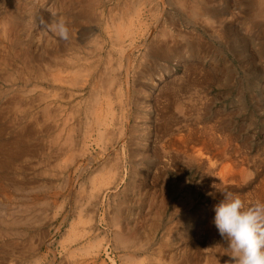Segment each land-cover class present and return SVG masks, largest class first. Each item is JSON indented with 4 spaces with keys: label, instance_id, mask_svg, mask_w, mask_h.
<instances>
[{
    "label": "rangeland",
    "instance_id": "374dc122",
    "mask_svg": "<svg viewBox=\"0 0 264 264\" xmlns=\"http://www.w3.org/2000/svg\"><path fill=\"white\" fill-rule=\"evenodd\" d=\"M153 1L0 0V162L7 161L3 169L0 168V264H232L227 244L213 223L214 205L223 198L221 192L238 194L246 204L264 202V0H195L200 6L198 8L193 0ZM207 9L213 12L208 13ZM192 10H196L193 16ZM101 12L104 16L102 20ZM80 14L88 17L79 18ZM90 17L96 20L88 19ZM41 19L65 21L69 39L61 40L54 31L43 29ZM142 28L146 29L140 34ZM112 29L119 33L112 32ZM138 35L143 37V41ZM161 49L164 53L158 56L156 51ZM124 51L135 56L131 57L130 74H125L127 67L124 63L127 62ZM68 56L76 61H70ZM98 59H101L100 62ZM107 59L110 60L107 62ZM139 59L140 63L136 61ZM110 62H113L111 66ZM82 70L87 72L81 74ZM56 71L62 72L57 74ZM77 72L80 76L84 74L81 79ZM100 72L103 73V80ZM51 76L61 78L56 81ZM91 79H101L98 97L93 96L95 94L91 91L94 86ZM86 80L92 83H86ZM117 80L124 81V84L121 86ZM84 83L89 84L88 87ZM77 84L84 85V88L80 89ZM109 88L113 99L111 106L106 104ZM176 93H179L178 96ZM71 100L75 103L79 101L78 106ZM61 107L62 111L59 110ZM52 109L55 111L51 112ZM57 111L59 115H56ZM213 114H216L215 117ZM102 120L104 124L98 126ZM156 120L160 122L157 121V124ZM183 127L188 129L182 130L185 129ZM176 130H182L183 136ZM194 131L204 134H195L194 137ZM57 132L61 134L57 136ZM172 132L178 137L174 142L171 141ZM212 132L216 135L213 136ZM110 133L115 137H111ZM18 137L24 144L16 142ZM189 139L193 140L192 143ZM196 139H200V143L194 142ZM18 145L23 147L20 154L17 153ZM190 146L199 149L192 150ZM200 149L206 155L203 156ZM190 152L201 153L205 157H202L204 164L190 161ZM212 160L215 167L223 162L215 171L217 175L223 173L221 175L224 176L226 173V181L222 177L217 184L214 183L208 169ZM226 163L228 167L231 164V170ZM223 168L226 169L223 171ZM227 171H230L229 175ZM210 192L214 196H209Z\"/></svg>",
    "mask_w": 264,
    "mask_h": 264
},
{
    "label": "bare ground",
    "instance_id": "6f19581e",
    "mask_svg": "<svg viewBox=\"0 0 264 264\" xmlns=\"http://www.w3.org/2000/svg\"><path fill=\"white\" fill-rule=\"evenodd\" d=\"M150 1H151V0H150ZM152 1H153V0H152ZM193 1H194V2H193L194 5L198 2V0H196L197 2H195V0H193ZM87 2H88V1H87ZM180 2L182 3V1H180ZM199 2H200V0H199ZM203 2H204V1H203ZM203 2H202V3H203ZM153 3H154V1H153ZM260 3H261V1H260ZM178 4H179V3H178ZM203 4H204V3H203ZM262 4H263V3H262ZM90 5H91V4H90ZM171 5H173V4H171ZM180 5H181V4H180ZM194 5H193V6H194ZM204 5H206V4H204ZM101 6H102V5H101ZM181 6H182V5H181ZM193 6H192V7H193ZM198 6H199V5H198ZM198 6H197V4H196V8H198ZM103 7H104V5H103ZM120 7H121V6H120ZM120 7H119V8H120ZM194 7H195V6H194ZM199 7H200V6H199ZM202 7H203V6H202ZM202 7H201V9H202ZM260 7H261V6H260ZM178 8H179V7H178ZM196 8H195V9H196ZM203 8L205 9V7H203ZM206 8H207V7H206ZM209 8H210V7H209ZM261 8H262V7H261ZM109 9H110V8H109ZM115 9H116V8H115ZM115 9H114V10H115ZM121 9H122V8H121ZM180 9H182V8L180 7ZM191 9H193V8H191ZM211 9H212V8H211ZM105 10H106V9H105ZM116 10H117V9H116ZM183 10H185V9H183ZM196 10H197V9H196ZM196 10H194V11H196ZM209 10H210V9H209ZM209 10L207 9L206 11H207L208 13L212 11V10H211V11H209ZM262 10H263V9H260V12H263ZM109 11H110V10H109ZM123 11H124V10H123ZM125 11H126V10H125ZM181 11H182V10H181ZM194 11L192 10V12H191V13H193L192 16L195 14ZM253 11H254V10H253ZM82 12H83V11H82ZM110 12H111V11H110ZM112 12H113V11H112ZM184 12H185V11H184ZM189 12H190V11H189ZM197 12H198V11H197ZM197 12H196V13H197ZM201 12H202V10H201ZM204 12H205V11H204ZM212 12H213V11H212ZM212 12H211V13H212ZM260 12H259V13H260ZM84 13H85V12H84ZM94 13H95V12H94ZM126 13H127V12H126ZM126 13H123V14H126ZM202 13H203V12H202ZM263 13H264V12H263ZM99 14H100V13H99ZM102 14H103V13L101 12V15H100V16H102ZM138 14H139V12H138ZM153 14H154V13H153ZM200 14H201V13H200ZM108 15H109V14H108ZM113 15H114V14H113ZM189 15H191V14L189 13ZM86 16L88 17V15H86V14H80L78 17L80 18V17H86ZM95 16H96V15H95ZM97 16H98V15H97ZM100 16H98V17H100ZM105 16H106V15H105ZM115 16H116V15H115ZM115 16H114V17H115ZM139 16H140V14H139ZM184 16H185V15H184ZM103 17H104V16L101 17V20H102ZM111 17H112V16H111ZM118 17H119V15H118ZM262 17H264V16L262 15ZM195 18H196V17H195ZM195 18H194V19H195ZM75 19H76V18H75ZM88 19H92V20H94L95 18L90 17V18H88ZM88 19H87V20H88ZM117 19H118V18H117ZM186 19H187V18H186ZM188 19H189V18H188ZM92 20H91V21H92ZM95 20H96V19H95ZM111 20H112V19H111ZM118 20H119V19H118ZM118 20H117V21H118ZM196 20H197V19H195V21H196ZM76 21H77V20H76ZM80 21H81V19H80ZM82 21H83V20H82ZM91 21H90V22H91ZM104 21H105V19H104ZM114 21H115V20H114ZM122 21H123V20H122ZM197 21H198V20H197ZM94 22H95V21H94ZM96 22H97V21H96ZM98 22H99V21H98ZM101 22H102V21H101ZM188 22H189V21H188ZM99 23H100V22H99ZM122 23H123V22H121V24H122ZM192 23H193V22H192ZM263 23H264V22H263ZM90 24H91V23H90ZM105 24H106V23H105ZM96 25H97V24H95V26H96ZM98 25H101V23L98 24ZM110 25H111V23H110ZM122 25H123V24H122ZM142 25H144V24H142ZM146 25H147V24H145V27H146ZM192 25H193V24H192ZM194 25H195V24H194ZM78 26H79V25H78ZM98 27H99V26H98ZM98 27H97V29H98ZM104 27H105V26H104ZM136 27H137V26H136ZM143 27H144V26H143ZM107 28H108V27H107ZM149 28H150V27H149ZM149 28H148V30H150ZM100 29H101V28H100ZM139 29H140V28H139ZM144 29H146V28H144ZM144 29L142 28V30H140V32H141L140 34H142V31H143ZM80 30H81V29H80ZM80 30H79V32L82 33V31H80ZM82 30H83V29H82ZM103 30H104V28H103ZM103 30H102V31H103ZM115 30H116V28H115ZM115 30H114V31H115ZM133 30H134V29H133ZM104 31H105V30H104ZM114 31H113V29H112V32H114ZM127 31H128V30H127ZM83 32H84V31H83ZM108 32H109V31H108ZM115 32H116V31H115ZM136 32H137V30H136ZM148 32H149V31H148ZM148 32H147V33H148ZM106 33H107V32H106ZM117 33H119V32H116V34H117ZM132 33H133V32H132ZM181 33H182V31H181ZM104 34H105V33H104ZM116 34H115V35H116ZM126 34H127V33H126ZM144 34L146 35V33H144ZM0 35H1V34H0ZM93 35H94V34H93ZM115 35H113V36H115ZM118 35H119V34H118ZM148 35H149V34H148ZM165 35H166V34H165ZM172 35H173V34H172ZM84 36H85V35H84ZM84 36H83V37H84ZM138 36H140V35H138ZM138 36H137V37H138ZM167 36H169V33H168ZM180 36H182V35H180ZM94 37H95V35H94ZM110 37H111V36H109V38H110ZM115 37H117V35H116ZM128 37H129V36H128ZM151 37H152V36H151ZM172 37H173V36H172ZM178 37H179V36H178ZM183 37H184V36H183ZM95 38H96V37H95ZM101 38H103V37H101ZM109 38H108V39H109ZM119 38H120V37H119ZM133 38H135V36H134ZM139 38H140L141 40L143 39V37L141 38V36H140ZM146 38H147V36L145 37V39H146ZM170 38H171V37H169V41H170ZM184 38H185V37H184ZM82 39H83V38H82ZM117 39H118V38H117ZM162 39H163V37H162ZM176 39H177V37H176ZM185 39H186V38H185ZM185 39H184V40H185ZM192 39H193V38H192ZM194 39H195V38H194ZM76 40H77V39H76ZM99 40H102V39H99ZM113 40L115 41V39H113ZM128 40H129V39H128ZM151 40H152V38H151ZM153 40H154V39H153ZM195 40H196V39H195ZM123 41H124V39H123ZM135 41H137V40H135ZM142 41H143V40H142ZM142 41H141V42H142ZM173 41H174V40H173ZM185 41H186V40H185ZM98 42H101V41H98ZM98 42H97V43H98ZM103 42H104V41H103ZM109 42H110V41H109ZM120 42H121V41H120ZM153 42H154V41H153ZM77 43H79V42H77ZM85 43H86V42H85ZM95 43H96V42H95ZM121 43H122V42H121ZM126 43H127V42H126ZM131 43H132V42H131ZM144 43H146V42H144ZM69 44H70V43H69ZM82 44H83V43H82ZM109 44H111V42H110ZM132 44H133V43H132ZM139 44H141V43H139ZM163 44H164V43H163ZM194 44H195V43H194ZM3 45H4V44H3ZM61 45H62V44H61ZM100 45H101V44H100ZM100 45H98V46H100ZM124 45H125V43H124ZM127 45H128V44H127ZM133 45H134V44H133ZM147 45H148V44H147ZM67 46H68V44H67ZM96 46H97V45H95V47H96ZM102 46H103V45H102ZM128 46H129V45H128ZM134 46H135V45H134ZM134 46H133V47H134ZM136 46H137V45H136ZM144 46H145V45H144ZM144 46H143V48H144ZM155 46H156V45H155ZM169 46H170V45H169ZM92 47H93V46H92ZM105 47H106V46H105ZM110 47H111V46H110ZM1 48H2V47H1ZM129 48H130V47H129ZM129 48H128V49H129ZM134 48H135V47H134ZM137 48H138V47H136L135 49H137ZM140 48H142V47H140ZM147 48H148V46H147ZM155 48H156V47H155ZM111 49H112V48H111ZM130 49H131V48H130ZM153 49H154V48H153ZM153 49H152V50H153ZM205 49H206V48H205ZM1 50H2V49H1ZM6 50H7V49H6ZM53 50H54V49H53ZM104 50H105V49H103V52H104ZM179 50H180V49H179ZM191 50H192V49H191ZM11 51H12V50H11ZM73 51H74V50H73ZM78 51H79V49H78ZM97 51H98V50H97ZM97 51H94V52L97 53ZM117 51H118V50H117ZM133 51H134V50H133ZM137 51H138V50H137ZM144 51H145V50H144ZM149 51H150V50H148V52H149ZM164 51H165V50H164ZM2 52H3V51H2ZM55 52H56V50H55ZM68 52H69V51H68ZM79 52H80V51H79ZM89 52H90V51H89ZM89 52H88V53H89ZM98 52H99V51H98ZM105 52H106V51H105ZM131 52H132V51H131ZM153 52H155V51H153ZM51 53H54V52L51 51ZM84 53H85V52H84ZM88 53H87V54H88ZM113 53H115V52H113ZM120 53H121V52H120ZM123 53H124L125 58H126V61H125V62H127V63H124V62H123L124 64H126L125 67H127V68H126V69H127V72H126L125 74H127V73H129L130 70L132 69V67H131L132 64H130V61H131V57L133 56V53H132V56H131V53H130V52L125 53V51H124ZM134 53H135V52H134ZM146 53H147V51H146ZM146 53L144 52V54H146ZM156 53L158 54V56H160V55H162L164 52H163L162 49H161V50H159V51H156ZM171 53H172V52H171ZM180 53H181V52H180ZM182 53H183V52H182ZM184 53H185V52H184ZM58 54H60V51H59ZM66 54H68V53H66ZM74 54L76 55V52H75ZM77 54L79 55V53H77ZM91 54H92V53H91ZM100 54H102V53H100ZM100 54H99V55H100ZM178 54H179V53H178ZM201 54H202V53H201ZM206 54H207V53H206ZM83 55H84V54H83ZM113 55H114V54H113ZM115 55H116V53H115ZM115 55H114V56H115ZM138 55H139V54H138ZM147 55H148V53H147ZM155 55H156V54H155ZM181 55H182V54H181ZM181 55H180V56H181ZM204 55H205V54H204ZM25 56H26V55H25ZM62 56H63V55H62ZM62 56H61V57H62ZM70 56H71V55H70ZM81 56H82V55H81ZM87 56H89V55H87ZM94 56H95V54H94ZM109 56H110V55H109ZM111 56H112V55H111ZM116 56H117V55H116ZM151 56H152V55H151ZM158 56H157V57H158ZM165 56H166V55H165ZM168 56H169V55H168ZM171 56H173V55H171ZM176 56L179 57V55H176ZM186 56H187V55H186ZM55 57H56V56L54 55V58H55ZM68 57H69V56H68ZM96 57H97V56H96ZM103 57H105V56H103ZM112 57H113V56H112ZM112 57H111V59H112ZM133 57H135V56H133ZM141 57H142V53H141ZM146 57H147V56H146ZM155 57H156V56H155ZM181 57H182V56H181ZM181 57H180V58H181ZM62 58H63V57H62ZM75 58H76V57H75ZM108 58H110V57H108ZM118 58H119V57H118ZM138 58H140V57H138ZM159 58H160V57H159ZM161 58H162V57H161ZM164 58H165V57H164ZM70 59H72V57H71V58L69 57V60H70ZM77 59H78V58H77ZM84 59L86 60L87 58H84ZM120 59L123 60L122 57H121ZM135 59H136V58H135ZM177 59H178V58H177ZM0 60H1V59H0ZM57 60H58V58H57ZM59 60H61V58H59ZM73 60H74V59H72V62H73ZM87 60H89V59H87ZM96 60H97V59H96ZM100 60H101V59H98L99 62H100ZM109 60H110V59H107V62H108ZM142 60H143V59H142ZM144 60H145V59H144ZM160 60H161V59H160ZM217 60H218V59H217ZM28 61H29V60H28ZM54 61H55V60H54ZM67 61H68V59H67ZM70 61H71V60H70ZM74 61H76V60H74ZM98 61H96V62H98ZM103 61H104V58H103ZM136 61L139 62L140 59H139V60H136ZM162 61H163V60H162ZM166 61H168V60H166ZM186 61H187V60H186ZM65 62H66V61H65ZM68 62H69V61H68ZM68 62H67V63H68ZM83 62H84V61H83ZM85 62H86V61H85ZM93 62H94V61H93ZM183 62H184V61H183ZM183 62H182V63H183ZM4 63H5V61H4ZM69 63H71V62H69ZM69 63H68V64H69ZM74 63H75V62H74ZM78 63H79V62H78ZM86 63H87V62H86ZM86 63H85V64H86ZM111 63H113V62H110V66H111ZM121 63H122V62H121ZM123 63H122V64H123ZM132 63H133V62H132ZM134 63H135V62H134ZM139 63H140V62H139ZM205 63H206V62H205ZM220 63H221V61H220ZM59 64H60V63H59ZM76 64H77V62H76ZM81 64H82V63H81ZM87 64H88V63H87ZM90 64H91V63H90ZM97 64H98V63H97ZM100 64H101V63H100ZM137 64H138V63H136V66H137ZM61 65H62V64H61ZM64 65H65V64H64ZM66 65H67V64H66ZM66 65H65V66H66ZM95 65H96V64H95ZM95 65H94V66H95ZM106 65H107V64H106ZM134 65H135V64H134ZM134 65H133V66H134ZM139 65H140V64H139ZM184 65H187V64H184ZM196 65H197V64H196ZM221 65H223V64H221ZM49 66H50V64H49ZM54 66H55V65H54ZM59 66H60V65H59ZM67 66H68V65H67ZM70 66H71V65H70ZM73 66H75V65H73ZM76 66H78V65H76ZM79 66H80V64H79ZM82 66H83V65H82ZM89 66H90V65H89ZM194 66H195V65H194ZM50 67H51V66H50ZM32 68H33V67H32ZM70 68H71V67H70ZM77 68H78V67H77ZM79 68H80V67H79ZM84 68H85V66H84ZM93 68H94V67H93ZM93 68H92V69H93ZM97 68H98V67H97ZM102 68H103V67H102ZM105 68H107V66H105ZM105 68H104V69H105ZM108 68H109V67H108ZM115 68H116V67H115ZM133 68H134V67H133ZM137 68H138V67H137ZM191 68H192V67H191ZM81 69H83V68L81 67ZM89 69H90V71H91V68H89ZM89 69H88V71H89ZM100 69H101V68H100ZM121 69H122V68H121ZM188 69H189V68H188ZM193 69H194V68H192V71H194ZM197 69H198V68H197ZM224 69H226V68L224 67ZM230 69H231V68H230ZM5 70H6V69H5ZM73 70L76 71L75 69H73ZM77 70L79 71V69H77ZM109 70H110V69H109ZM109 70H108V71H109ZM111 70H114V68H113V69L111 68ZM117 70H118V69H116V71H117ZM135 70H137V69L135 68ZM140 70H141V69H140ZM195 70H196V69H195ZM1 71H2V70H1ZM63 71H64V70H63ZM70 71H72V70H70ZM80 71H81V70H80ZM99 71H100V70L98 69V72H99ZM101 71H102V69H101ZM104 71H105V70H104ZM118 71H119V70H118ZM121 71H122V70H121ZM133 71H134V70H133ZM133 71H132V72H133ZM187 71H188V70H187ZM28 72H29V71H28ZM53 72H54V70H53ZM56 72H57V74H58V72H62V71H56ZM66 72H67V70H66ZM84 72H85V71L82 70L81 74L84 73ZM86 72H87V71H86ZM86 72H85V73H86ZM91 72H92V71H91ZM111 72H112V71H111ZM114 72H115V71H114ZM124 72H125V71H124ZM175 72H176V71H175ZM69 73H72V72H69ZM73 73L76 74V72H73ZM73 73H72V74H73ZM78 73H79V72H77V74H78ZM96 73H97V72H96ZM100 73H102V72H100ZM104 73H105V72H104ZM193 73H194V72H192V74H193ZM223 73H224V72H223ZM19 74H20V73H19ZM54 74H55V73H54ZM57 74H56V75H57ZM59 74H60V73H59ZM72 74H69V75L72 76ZM74 74H73V75H74ZM87 74H88V73H87ZM112 74H113V73H112ZM115 74H116V73H115ZM122 74H123V73H122ZM129 74H130V73H129ZM10 75H12V74H10ZM60 75H61V77H63V76H62V73H61ZM83 75H84V74H83ZM83 75H82V76H83ZM92 75H93V74H92ZM117 75H118V74H117ZM185 75H186V74H185ZM189 75H190V74H189ZM206 75H207V74H206ZM206 75H205V76H206ZM65 76H67V75H65ZM77 76H78V75H77ZM77 76H75V77H77ZM82 76H80V73H79V76H78V77H80V79L82 78ZM86 76H87V75H86ZM88 76H89V74H88ZM100 76H101V78H102L103 73H102V75H100ZM104 76H105V75H104ZM114 76H116V75H114ZM119 76H120V75H119ZM127 76H128V75H127ZM131 76H132V75H130V77H131ZM145 76H146V75H145ZM145 76H144V77H145ZM51 77H53V76H51ZM61 77H59V76H58V78H57V77H56V78L53 77V79L55 78V80L57 81V80H58L59 78H61ZM73 77H74V76H73ZM95 77H96V76H95ZM109 77L112 78V75H110ZM117 77H118V76H117ZM157 77H158V76H157ZM226 77H227V76H226ZM11 78H12V77H11ZM40 78H41V77H40ZM48 78H49V77H48ZM83 78H84V77H83ZM88 78H89V77H88ZM88 78H87V79H88ZM105 78H106V77H105ZM115 78H116V77H115ZM131 78H132V77H131ZM139 78H140V77H139ZM190 78H191V77H190ZM197 78L199 79V77H197ZM228 78H229V77H228ZM13 79H14V77H13ZM72 79H75V78H72ZM80 79H78L77 81H79ZM84 79H86V78H84ZM103 79H104V77L102 78V80H103ZM231 79H232V77H231ZM8 80H9V79H8ZM14 80H15V79H14ZM21 80H22V79H21ZM30 80H31V79H30ZM36 80H37V79H36ZM47 80H48V79H47ZM50 80H52V79H50ZM60 80H61V79H60ZM70 80H71V79H70ZM100 80H101V79H99L98 81H97V79H93V80L91 79V81L94 82V83L91 82L92 84H94V86L92 85L93 88H92L91 91L93 92V94H95V95H93V96H95V97H98L97 89H99V87H100V83H99ZM107 80H108V79H107ZM122 80H123V79H122ZM124 80H126V78H124ZM195 80H196V79H195ZM195 80H194V81H195ZM203 80H204V79H202V81H203ZM12 81H13V80H12ZM17 81H18V80H17ZM64 81H65V80H64ZM68 81H69V80H68ZM74 81H76V80H74ZM77 81H76V82H77ZM82 81H83V79H82ZM86 81H87L86 83H89L88 80H86ZM112 81H113V80H111V84H112ZM117 81H118V80H117ZM119 81H121V76H120V80H119ZM119 81H118V82H119ZM127 81H128V80H127ZM133 81H134V80H133ZM173 81H174V80H173ZM9 82H10V81H9ZM50 82H51V81H50ZM65 82H66V81H65ZM65 82H64V83H65ZM84 82H85V81H84ZM123 82H124V81H123ZM123 82H119V83L121 84V86L124 84ZM130 82H131V81H130ZM176 82H177V81H176ZM181 82H182V81H181ZM199 82H201V81H199ZM209 82H210V81H209ZM30 83H31V82H30ZM39 83H40V82H39ZM51 83L53 84V82H51ZM59 83H60V82H59ZM68 83H69V82H68ZM77 83H78V82H77ZM79 83H80V82H79ZM86 83H84L85 86L87 85ZM91 83H89V84H91ZM122 83H123V84H122ZM126 83H127V82H126ZM186 83H188V82H186ZM206 83H207V82H206ZM7 84H8V83H7ZM32 84H33V83H32ZM55 84H57V82H55ZM82 84H83V83H82ZM82 84L80 83V85H82ZM89 84H88V85H89ZM101 84H102V83H101ZM105 84H106V83H105ZM108 84H109V82L107 83V85H108ZM120 84H117V85H120ZM170 84L173 85L172 83H170ZM175 84H176V83H175ZM181 84H182V83H181ZM193 84H194V83H193ZM197 84L200 85V83H197ZM40 85H41V84H40ZM50 85H51V84H50ZM66 85H67V84H66ZM74 85H75V84H74ZM77 85H79V84H77ZM77 85H76V87H77ZM80 85H79V87H81ZM84 85L82 86L83 88H84ZM88 85H87V87H88ZM107 85H106V86H107ZM130 85H132V84L130 83ZM134 85H135V84H134ZM177 85H178V83H177ZM191 85H192V82L190 83V86H191ZM8 86H9V85H8ZM37 86H38V83H37ZM55 86H56V85H55ZM70 86H71V85H70ZM108 86H109V85H108ZM113 86H114V85H113ZM181 86H182V88H183V85H181ZM193 86H194V85H193ZM26 87H27V86H26ZM74 87H75V86H74ZM74 87H73V88H74ZM82 87H81L80 89H82ZM102 87H103V85H102ZM115 87H116V85H115ZM130 87H131V86H130ZM135 87H136V86H135ZM187 87H188V85H187ZM32 88H33V86H32ZM77 88H78V87H77ZM100 88H101V87H100ZM105 88H106V87H105ZM107 88H108V87H107ZM184 88H185V87H184ZM17 89H18V88H17ZM53 89H54V88H53ZM58 89H59V88H58ZM62 89H63V88H62ZM120 89H122V88L120 87ZM131 89H132V88H131ZM161 89H162V88H161ZM87 90H88V89H87ZM179 90H180V88H179ZM187 90H188V89H187ZM21 91H23V90H21ZM57 91H58V90H57ZM57 91H56V92H57ZM89 91H90V90H89ZM89 91H88V92H89ZM99 91H100V93H101V90H100V89H99ZM102 91H104V88H103ZM113 91H115V90H113ZM121 91H122V90H121ZM130 91H131V90H130ZM174 91H176V89H175ZM177 91H178V90H177ZM184 91L186 92V90H184ZM52 92H54V91H52ZM56 92H54V93H56ZM92 92H91V94H92ZM118 92H119V91H118ZM122 92L124 93V91H122ZM158 92H159V91H158ZM170 92H171V91H170ZM178 92H179V91H178ZM180 92H181V90H180ZM191 92H192V91H191ZM58 93L61 94V92H59V91H58ZM81 93H82V92H80V94H81ZM104 93H105V92H104ZM104 93H102V94H104ZM123 93H122V94H123ZM67 94H68V93H67ZM71 94H72V93H70V95H71ZM77 94H79V93H77ZM102 94H101V95H102ZM119 94H120V93H119ZM127 94H128V91H127ZM131 94H132V92H131ZM176 94H177V93H176ZM178 94H179V93H178ZM178 94H177V96H178ZM52 95H53V94H52ZM56 95H57V94H56ZM70 95H69V96H70ZM75 95H76V94H75ZM75 95H74V96H75ZM89 95H90V94H88V96H89ZM101 95H100V96H101ZM156 95H157V94H156ZM172 95H173V94H172ZM172 95H171V96H172ZM188 95H189V94H188ZM188 95H187V96H188ZM197 95H198V94H197ZM197 95H196V96H197ZM41 96H42V95H41ZM63 96H64V95H63ZM74 96H73V97H74ZM77 96H78V95H77ZM90 96L92 97V95H90ZM103 96H104V95H103ZM122 96H123V95H122ZM126 96H127V95H126ZM128 96H129V95H128ZM128 96H127V97H128ZM169 96H170V95H169ZM174 96H175V94H174ZM54 97H56V96H54ZM58 97L60 98V95H59ZM58 97H57V98H58ZM65 97H67V96H65ZM82 97H83V96H82ZM82 97H81V98H82ZM106 97H107V98H106V104H107L108 106H111V105L113 104V99H112V93H111V91H110V88H109V90L106 92ZM130 97H131V96H130ZM172 97H173V96H172ZM180 97H181V96L179 95V98H180ZM188 97H189V96H188ZM57 98H55V99L57 100ZM68 98H69V97H68ZM71 98H72V97H71ZM74 98H75V97H74ZM79 98H80V96H79ZM79 98H78V100H79ZM87 98H88V97H87ZM87 98H86V100H85L86 102H87ZM101 98H102V97H101ZM128 98H129V97H128ZM133 98H134V97H133ZM143 98H144V97H143ZM176 98H177V97H176ZM182 98H184V96H183ZM185 98H187V97H185ZM63 99H64V98H63ZM82 99L84 100V99H85V96H84V98H82ZM118 99H120V98H118ZM125 99H126V98H125ZM130 99H131V98H130ZM134 99H136V98H134ZM156 99H157V98H156ZM192 99L194 100V98H192ZM60 100H62V99H60ZM64 100H65V99H64ZM83 100H80V101L85 102V101H83ZM103 100H104V98H103ZM115 100H116V99H115ZM122 100H123V99H122ZM122 100H121V101H122ZM127 100H129V99H127ZM127 100H126V101H127ZM131 100H132V99H131ZM170 100H171V97H170ZM170 100H169V101H170ZM179 100H180V99H179ZM181 100H182V99H181ZM71 101H72V100H71ZM96 101H97V100H96ZM101 101H102V100H101ZM126 101H124V102L127 103ZM154 101H155V100H154ZM154 101H153V102H154ZM171 101H172V100H171ZM186 101H187V100H186ZM69 102H70V101H69ZM78 102H79V101H78ZM78 102H76V103H77V104H76L75 102L72 101V103H73V104L75 103L76 106H78ZM122 102H123V101H122ZM122 102H118V103H122ZM129 102H130V101H129ZM175 102H176V101H175ZM182 102H183V100H182ZM195 102H196V101H195ZM198 102H199V101H198ZM52 103H53V102H52ZM62 103H63V102H62ZM67 103H68V102H67ZM97 103H98V102H97ZM172 103H173V101H172ZM183 103H184V102H183ZM188 103H189V102H188ZM190 103H192V102H190ZM206 103H207V102H206ZM49 104H50V102H49ZM79 104H80V103H79ZM81 104H82V103H81ZM92 104H94V103H92ZM123 104H124V103H123ZM123 104H122V105H123ZM178 104H179V103H178ZM180 104H181V103H180ZM185 104H187V103H185ZM203 104H204V103H203ZM50 105H51V104H50ZM52 105H53V104H52ZM58 105H59V104H58ZM65 105H66V104H65ZM69 105H70V104H69ZM84 105H85V104H83V106H84ZM101 105H102V104H101ZM128 105H129V104H128ZM173 105L176 106L174 103H173ZM173 105H172V106H173ZM56 106H57V105H56ZM93 106L95 107V105H93ZM108 106H107V107H108ZM130 106H131V105H130ZM183 106H184V105H183ZM192 106H194V105H192ZM202 106H203V105H202ZM54 107H55V106H54ZM54 107H52V108H54ZM66 107H68V105H66ZM84 107H85V106H84ZM84 107H83V109H85ZM114 107H115V106H114ZM114 107H113V108H114ZM121 107H123V106H121ZM207 107H208V106H207ZM48 108H49V106H48ZM69 108H70V107H69ZM98 108H99V107H98ZM98 108H97V109H98ZM131 108H132V107H131ZM167 108H168V107H167ZM173 108H175V107H173ZM178 108H179V107H178ZM208 108H209V107H208ZM208 108L205 109V110H208ZM61 109H62V107H61L59 110H61ZM73 109H74V107H73ZM79 109H80V108H79ZM83 109H80V110H83ZM86 109H87V107H86ZM91 109H92V108H91ZM127 109H128V108H127ZM168 109H169V108H168ZM168 109H167V112H168V114H169V111H170V110L168 111ZM170 109H171V107H170ZM185 109H186V108H185ZM188 109H192V108H188ZM193 109H194V108H193ZM203 109H204V108H203ZM53 110H54V109H52L51 112H54V111H55V110H54V111H53ZM56 110H58V109H56ZM65 110H66V108H65ZM71 110H72V108H71ZM77 110H78V109H77ZM94 110H95V108H94ZM99 110H100V109H99ZM116 110H117V109H116ZM131 110H133V109H131ZM175 110H178V109H175ZM179 110H180V109H179ZM181 110H183V109H182V106H181ZM61 111H62V110H61ZM68 111H69V110H68ZM68 111H67V112H68ZM74 111H75V110H74ZM78 111H79V110H78ZM83 111H84V110H83ZM90 111H91V110H90ZM129 111H130V110H129ZM155 111H156V110H155ZM186 111H188V110H186ZM189 111H190V110H189ZM194 111H195V110H194ZM197 111H198V110H197ZM201 111H202V110H201ZM209 111H210V110H209ZM57 112H58V113H57L56 115H59V111H57ZM79 112H80V111H79ZM79 112H78V114H79ZM81 112H82V111H81ZM84 112L86 113V110H85ZM84 112H83V113H84ZM92 112H93V111H92ZM102 112H103V111H102ZM126 112H128V111L126 110ZM126 112H125V113H126ZM133 112H134V111H133ZM156 112H157V111H156ZM175 112H177V111H175ZM191 112H192V111H191ZM72 113H73V112H72ZM110 113H111V112H110ZM117 113H118V112H117ZM123 113H124V112H123ZM157 113H158V112H157ZM163 113L165 114L166 112H163ZM172 113H173V112H172ZM177 113H178V112H177ZM183 113H184V112H183ZM183 113H182V115H183ZM192 113H193V112H192ZM205 113H206V112H205ZM205 113H204V114H205ZM213 113H214V111H213ZM63 114H64V112H63ZM92 114L94 115V113H92ZM112 114H113V113H112ZM127 114H129V112H128ZM130 114H131V113H130ZM158 114H160V113H158ZM186 114H187V113H186ZM193 114H194V113H193ZM195 114H199V113H195ZM200 114H201V113H200ZM208 114H209V113H208ZM60 115H61V114H60ZM69 115L71 116V114H69ZM80 115H81V114H80ZM80 115H79V117H80ZM110 115H111V114H110ZM124 115H125V114H124ZM132 115H133V114H132ZM132 115H131V116H132ZM175 115H176V114H175ZM187 115H188V114H187ZM191 115H192V114H191ZM213 115H214V114H213ZM215 115H216V114H215ZM215 115H214V117H215ZM82 116H83V115H82ZM82 116H81V117H82ZM111 116H112V115H111ZM113 116H115V115L113 114ZM157 116H158V115H157ZM164 116H165V115H164ZM179 116H180V115H179ZM208 116H209V115H208ZM57 117H58V116H57ZM60 117H61V116H60ZM94 117H95V116H94ZM125 117H126V116H125ZM180 117H181V116H180ZM184 117H185V115H184ZM184 117L182 116V118H184ZM192 117H193V116H192ZM217 117H218V116H217ZM55 118H56V116H55ZM68 118H69V117H68ZM76 118H78V116H77ZM110 118H111V117H110ZM115 118H116V117H115ZM123 118H124V117H123ZM126 118H127V117H126ZM133 118H134V117H133ZM162 118L164 119V117H162ZM166 118H167V117H166ZM166 118H165V119H166ZM170 118H171V117H170ZM177 118H179V117H177ZM185 118H186V117H185ZM194 118H195V117H194ZM51 119H52V121H53V115L51 116ZM60 119H61V118H60ZM60 119H59V120H60ZM62 119H63V118H62ZM64 119H65V118H64ZM69 119H70V118H69ZM71 119H72V118H71ZM79 119L82 120V118H79ZM90 119H91V118H90ZM113 119H114V118H113ZM167 119H168V118H167ZM172 119H173V118H172ZM174 119H175V118H174ZM187 119H188V117L186 118V120H187ZM191 119H192V118H191ZM191 119H190V120H191ZM198 119H199V118H198ZM56 120H57V119H56ZM65 120H66V119H65ZM95 120H96V119H95ZM127 120H128V119H126V121H127ZM178 120H180V118H179ZM181 120H182V119H181ZM183 120H184V119H183ZM183 120H182L181 122H184ZM194 120H195V119H194ZM196 120H197V119H196ZM206 120H207V119H206ZM57 121H58V120H57ZM57 121H56V122H57ZM69 121H70V120H68V122H69ZM71 121H72V120H71ZM76 121H77V120H76ZM92 121H93V120H92ZM104 121H105V120H104ZM117 121H118V120H117ZM124 121H125V120H124ZM132 121H133V120H132ZM132 121H131V124H132ZM157 121H158V120H156L155 122H157ZM161 121L163 122V120H161ZM166 121H167V120H166ZM166 121H164V122H166ZM60 122H61V121H60ZM66 122H67V120H66ZM86 122H87V121H86ZM88 122H89V121H88ZM105 122H106V121H105ZM111 122H112V121H111ZM111 122H110V123H111ZM114 122H115V121H114ZM122 122H123V121H122ZM158 122H160V120H159ZM158 122H157V124H158ZM162 122H161V123H162ZM177 122H178V121H177ZM194 122H195V121H194ZM194 122H193V123H194ZM201 122H202V121H201ZM205 122H206V121H205ZM205 122L203 121L202 123H205ZM207 122H208V121H207ZM209 122H210V121H209ZM211 122H212V120H211ZM219 122H220V121H219ZM33 123H34V122H33ZM58 123H59V122H58ZM77 123H78V122H77ZM82 123H83V122H82ZM84 123H85V122H84ZM92 123H93V122H92ZM96 123H97V122H96ZM108 123H109V122H108ZM168 123H169V122H168ZM173 123H175V122H173ZM187 123H188V122H187ZM196 123H197V122H196ZM202 123H201V124H202ZM56 124H57V123H56ZM56 124H55V125H56ZM68 124H69V123H68ZM78 124L80 125V122H79ZM100 124H101V125L104 124L103 120H102V121H99L98 126H99ZM118 124H119V122H118ZM155 124H156V123H155ZM162 124H163V123H162ZM165 124H166V123H165ZM175 124H176V123H175ZM177 124H178V123H177ZM179 124H180V121H179ZM53 125H54V124H53ZM53 125H52V126H53ZM60 125H62V123H61ZM94 125H96V124H94ZM111 125H112V124H111ZM121 125H122V124H121ZM166 125H167V124H166ZM184 125H185V124H184ZM203 125H204V124H203ZM207 125H208V124H207ZM222 125H223V124H222ZM32 126H33V125H32ZM56 126H57V125H56ZM63 126H64V123H63ZM63 126H60V127H61L62 129H65L66 127L63 128ZM103 126H105V125H103ZM125 126H126V124H125ZM130 126H131V125H130ZM161 126H162V125H161ZM161 126H160V127H161ZM169 126H171V123L169 124ZM185 126H186V125H185ZM190 126H191V125H190ZM190 126H187V127H190ZM192 126H193V124H192ZM223 126H224V125H223ZM53 127H54V126H53ZM53 127H52V128H53ZM70 127H71V125H70ZM70 127H69V128H70ZM76 127H77V125H76ZM109 127H110V126H109ZM165 127H166V126H165ZM176 127H177V126H176ZM180 127H181V126H180ZM199 127H202V125H201V126L199 125ZM199 127L197 128L198 130H199ZM206 127H207V126H206ZM208 127H209V126H208ZM74 128H75V127H74ZM77 128H78V127H77ZM83 128H84V127H83ZM83 128H82V129H83ZM88 128H89V127H88ZM96 128H97V127H96ZM114 128H115V127H114ZM129 128H130V127H129ZM161 128H162V127H161ZM166 128L168 129V127H166ZM169 128H171V127H169ZM172 128H175V127H172ZM183 128H185V127H183ZM212 128H213V127H212ZM224 128H225V127H224ZM55 129H56V128H55ZM58 129H59V128H58ZM71 129H72V128H71ZM90 129H91V127H90ZM94 129H95V128H94ZM94 129H93V130H94ZM99 129H100V127H99ZM105 129H106V128H105ZM126 129H127V128H126ZM130 129H131V128H130ZM162 129H163V128H162ZM176 129H178V128H176ZM186 129H188V128H185V129H182V130H186ZM202 129H203V127H202ZM202 129H201V130H202ZM209 129L211 130V128H209ZM213 129L215 130V128H213ZM53 130H54V129H53ZM56 130H57V129H56ZM110 130H112V129H110ZM113 130H114V129H113ZM123 130H124V129H123ZM154 130H155V129H154ZM178 130H180V129H178ZM182 130H181L180 132L178 131L179 134L182 133ZM54 131H55V130H54ZM75 131H76V130H75ZM82 131H83V130H82ZM87 131H88V129H87ZM91 131H92V129H91ZM108 131H109V130H108ZM116 131H117V130H116ZM162 131H163V130H162ZM170 131H171V129H170ZM170 131H169V132H170ZM172 131H175V130H172ZM208 131H209V130H208ZM216 131H217V130H216ZM216 131H214V132H216ZM64 132L66 133V132H68V131L64 130ZM73 132H74V130H73ZM77 132H78V130H77ZM83 132H84V131H83ZM96 132H97V131H96ZM100 132H101V131H100ZM158 132H159V131H158ZM165 132H166V131H165ZM176 132H177V130H176ZM178 132H177V133H178ZM194 132H195V131H194ZM59 133L61 134V132H59ZM59 133L57 132V136L59 135ZM78 133H79V132H78ZM81 133H82V132H81ZM112 133H113V132H112ZM123 133H124V132H123ZM177 133H175V132H172V133H171V141H172V142H174L173 140H175L176 138H178V137L176 136ZM210 133H211V132H210ZM62 134H64V133H62ZM73 134H74V133H73ZM110 134H111V133H110ZM125 134H126V133H125ZM127 134H128V133H127ZM164 134H165V133H164ZM179 134H178V135H179ZM183 134H184V133H182V136H183ZM190 134H191V133H190ZM193 134H194V137H195V134H198V135L200 134V136H201L202 133H201V132H200V133L195 132V133H193ZM203 134H204V133H203ZM203 134H202V136H203ZM206 134H207V133H206ZM206 134H205V136H206ZM212 134H213V136H214L215 133L212 132ZM26 135H27V134H26ZM54 135H55V134H54ZM67 135H69V132L67 133ZM82 135H83V134H82ZM111 135H112V134H111ZM113 135H114V134H113ZM113 135H112L111 137H115V136H113ZM132 135H133V134H132ZM158 135H159V134H158ZM160 135H161V134H160ZM186 135H187V134H186ZM215 135H216V134H215ZM76 136H77V135H76ZM91 136H92V135H91ZM93 136H94V134H93ZM100 136H101V133H100ZM123 136H124V135H123ZM190 136H192V135H190ZM213 136H211V137H213ZM218 136H219V135H218ZM61 137H62V136H61ZM96 137H97V136H96ZM98 137H99V136H98ZM128 137H129V136H128ZM132 137H133V136H132ZM155 137H156V136H155ZM162 137H163V136H162ZM165 137H166V136H165ZM211 137H210V138H211ZM216 137H217V136H216ZM66 138H67V136H66ZM70 138H71V137H70ZM75 138H76V137H75ZM80 138H81V136H80ZM82 138H83V137H82ZM82 138H81V139H82ZM93 138H94V137H93ZM99 138H100V137H99ZM101 138H102V137H101ZM126 138H127V137H126ZM126 138H125V139H126ZM180 138H181V139H180ZM180 138H179L180 141L183 140L181 136H180ZM191 138H192V137H191ZM197 138H198V137H197ZM207 138H208V136H207ZM217 138H218V137H217ZM78 139H79V138H78ZM108 139L110 140V138H108ZM118 139H119V138H118ZM118 139H115V140H118ZM120 139H121V137H120ZM125 139H123V141H124ZM153 139H155V138H153ZM161 139H162V138H161ZM179 139H178V140H179ZM205 139H206V138H205ZM208 139H209V138H208ZM212 139H213V138H212ZM57 140H58V139H57ZM70 140H71V139H70ZM74 140H75V139H74ZM74 140H73V141H74ZM90 140H91V139H90ZM99 140H100V139H99ZM99 140H97V141H99ZM128 140H129V139H128ZM164 140H165V138L162 140V142H163ZM217 140H218V139H217ZM222 140H223V139H222ZM28 141H29V140H28ZM84 141H85V140H84ZM86 141H87V139H86ZM92 141H94V140H92ZM92 141H91V144H92ZM95 141H96V140H95ZM95 141H94V142H95ZM153 141H154V140H153ZM159 141H160V140H159ZM185 141H186V140H185ZM185 141H183V142H185ZM187 141H188V139H187ZM189 141H190V139H189ZM192 141H193V140H192ZM192 141H190V142L192 143ZM195 141L197 142L198 140L196 139V140H194V142H195ZM199 141H201V140L199 139ZM199 141H198V142H199ZM213 141H214V140H213ZM215 141H216V140H215ZM215 141H214V142H215ZM218 141H219V140H218ZM225 141H226V140H224V142H225ZM16 142H18V143L21 142V144H22V143L24 144V142H22V140H20L19 137L17 138ZM55 142H57V141H55ZM68 142H69V141H68ZM80 142L83 143V141H80ZM80 142H79V143H80ZM121 142H122V141H121ZM125 142H126V141H125ZM162 142H161V143H162ZM206 142H207V141H206ZM211 142H212V141H211ZM13 143H15V142H13ZM57 143H58V142H57ZM66 143H67V142H66ZM71 143H72V142H71ZM73 143H75V142H73ZM103 143H104V141H103ZM112 143H114V142H112ZM157 143H158V142H157ZM159 143H160V142H159ZM170 143H171V142H170ZM188 143H189V142H188ZM191 143H190V144H191ZM199 143H200V142H199ZM204 143H205V142H204ZM216 143H218V142H216ZM32 144H33V143H32ZM68 144H69V143H68ZM75 144H77V143H75ZM87 144H88V143H87ZM115 144H116V143H115ZM117 144H118V143H117ZM122 144H123V142H122ZM162 144H163V143H162ZM182 144H183V143H182ZM190 144H189V145H190ZM207 144H208V142H207ZM207 144H205L204 146H203L202 144H201V145H202V147H205ZM214 144H215V143H214ZM70 145L72 146V144H70ZM108 145H109V144H108ZM119 145H120V144H119ZM167 145H168V144H167ZM169 145H170V144H169ZM179 145H181V144L179 143ZM183 145H184V144H183ZM183 145H182V146H183ZM208 145H209V144H208ZM208 145H207V147H208ZM217 145H218V144H217ZM18 146H19V145H18ZM84 146H85V145H84ZM84 146H83V147H84ZM102 146H103V145H102ZM115 146H116V145H115ZM117 146H118V145H117ZM165 146H166V145H165ZM172 146H173V145H172ZM175 146H177V145H175ZM185 146H186V143H185ZM191 146H192V144H191ZM191 146H190V148L192 149ZM195 146H197V145H195ZM198 146H199V145H198ZM210 146H212V145H210ZM9 147H12V146H9ZM74 147H75V146H74ZM76 147H77V145H76ZM85 147H86V146H85ZM108 147H109V146H108ZM108 147H107V148H108ZM113 147H114V146H113ZM153 147H154V146H153ZM158 147H159V146H158ZM168 147H169V146H168ZM186 147H189V146H186ZM215 147H216V146H215ZM25 148H26V147H25ZM72 148H73V147H72ZM79 148H80V147H79ZM111 148H112V147H111ZM115 148H116V147H115ZM126 148H127V147H126ZM159 148H160V147H159ZM159 148H158V150H159ZM162 148H163V147H162ZM174 148H175V147H174ZM179 148H180V147H179ZM195 148L197 149V147H195ZM195 148H193L192 150H194ZM211 148H212V147H211ZM220 148H221V147H220ZM22 149H23V147L19 146L18 149H17V153L19 152L18 154H20V152L23 151ZM70 149H71V148H70ZM75 149H76V148H75ZM88 149H89V148H88ZM112 149H113V148H112ZM112 149H111V150H112ZM127 149H128V148H127ZM180 149H181V148H180ZM186 149H187V148H186ZM188 149H189V148H188ZM198 149H199V148H198ZM198 149H197V150H198ZM202 149H203V148H202ZM202 149H200V150H202ZM204 149H205V148H204ZM227 149H228V148H227ZM25 150H26V149H25ZM71 150H72V149H71ZM103 150H104V149H103ZM125 150H126V149H125ZM155 150H156V149H155ZM163 150H165V147H164ZM168 150H169V149H168ZM168 150H167V152H170V151H168ZM171 150H173V149L171 148ZM175 150H176V149H175ZM207 150H208V149H207ZM216 150H217V149H216ZM218 150H219V149H218ZM218 150H217V151H218ZM74 151H75V150H74ZM126 151H127V150H126ZM153 151H154V150H153ZM161 151H162V150H161ZM176 151H178V150H176ZM186 151H187V150H186ZM205 151H206V149H205ZM208 151H209V150H208ZM208 151H207V152H208ZM212 151H213V150H212ZM214 151H215V149H214ZM214 151H213V152H214ZM6 152H7V151H6ZM12 152H13V151H12ZM75 152L77 153V151H75ZM102 152H103V151H102ZM106 152H107V151H106ZM114 152H115V151H114ZM167 152H165V153H167ZM182 152H183V151H182ZM182 152H180V153H182ZM192 152H193V151H192ZM197 152H198V151H197ZM209 152H210V151H209ZM213 152H211V153L215 155L216 152H214V153H213ZM13 153H14V152H13ZM15 153H16V152H15ZM15 153H14V154H15ZM70 153H71V152H70ZM112 153H113V152H112ZM112 153H111V154H112ZM122 153H123V149H122L121 154H122ZM160 153H161V152H160ZM163 153H164V151H163ZM171 153H172V152H171ZM187 153H189V152H187ZM190 153H191V152H190ZM202 153H203V156H204V154L206 155V152L204 153L203 150H202ZM211 153H209V154L212 155ZM217 153H219V152H217ZM10 154H11V152H10ZM14 154H13V155H14ZM71 154H72V153H71ZM82 154H83V153H82ZM116 154H117V153H116ZM154 154H155V153H154ZM172 154H173V153H172ZM183 154H184V153H183ZM195 154H196V153H194V154L191 153V155H188V154H187V155L189 156L190 161H192V162H195V161H201V164H202V163L204 164V161H203L202 159L205 158V157L201 156V155H200L201 153H197L196 155H195ZM222 154H223V153H222ZM225 154H227V152H226ZM236 154H237V153H236ZM67 155H68V154H67ZM75 155H76V154H75ZM86 155H87V153H86ZM99 155H100V154H99ZM99 155H98V156H99ZM103 155H104V154H103ZM103 155H102V156H103ZM109 155H110V154H109ZM126 155H127V153H126ZM158 155H159V151H158ZM163 155H164V154H163ZM165 155H166V154H165ZM170 155H171V154H170ZM174 155H175V154H174ZM176 155H177V154H176ZM187 155H186V156H187ZM214 155H213V156H214ZM219 155H220V153H219ZM232 155H234V154H232ZM84 156H85V155H83V157H84ZM104 156H105V155H104ZM117 156H120V154H118ZM117 156H116V157H117ZM121 156H122V155H121ZM128 156H129V155H128ZM161 156H162V155H161ZM167 156H169V155L167 154ZM182 156H183V155H182ZM182 156H181V157H182ZM188 156H187V158H188ZM207 156H208V154H207ZM217 156H218V155H216V156H214V157H217ZM91 157H92V155H91ZM91 157H89V158H91ZM125 157H126V156H125ZM164 157H165V156H164ZM202 157H203V158H202ZM210 157H211V156H210ZM238 157H240V155H239ZM238 157H237V158H238ZM242 157H243V156H242ZM89 158H88V159H89ZM97 158H98V157H97ZM99 158H100V157H99ZM123 158H124V157H123ZM162 158H163V157H162ZM165 158H166V157H165ZM184 158H185V157H183L182 159H184ZM244 158H245V157H244ZM119 159H120V158H119ZM168 159H169V158L166 159V162H167ZM170 159H171V156H170ZM208 159H209V156H208ZM213 159L216 160V158H213ZM224 159H225V158H223L222 161H224ZM235 159H236V158H235ZM8 160H10V158H8ZM91 160H92V159H91ZM91 160H90V161H91ZM93 160H94V159H93ZM95 160H96V157H95ZM111 160H112V158H111ZM114 160H115V159H114ZM114 160H113V161H114ZM120 160H121V159H120ZM122 160H123V159H122ZM122 160H121V161H122ZM160 160H161V159H160ZM162 160H163V159H162ZM174 160H175V159H174ZM210 160H211V159H210ZM210 160H208V163H209ZM226 160H227V159H226ZM230 160H231V159H230ZM233 160H234V159H233ZM238 160H239V158H238ZM83 161H84V160H83ZM115 161H116V160H115ZM115 161H114V162H115ZM164 161H165V160H164ZM187 161L189 162L188 159H187ZM202 161H203V162H202ZM222 161H221V162H222ZM234 161H235V160H234ZM234 161L231 160V162H234ZM6 162H7V161H6ZM6 162H0V168L4 167V166L7 164ZM101 162H102V161H101ZM141 162H142V161H141ZM181 162H182V161H181ZM183 162H184V161H183ZM206 162H207V161H206ZM213 162H214V161L212 160V162H211L212 164H211V163H210L211 165L209 164L208 169H209V173L212 175V178H213L214 183L217 184V182L219 181V179L221 180L222 177L224 178V177L226 176V173H225L224 176L221 175V174H223V173L217 175V173H216L217 171H215V169H216V168L218 169V165H219V164H222L223 162L221 163V162L219 161V162H220V163L218 162L219 164L216 163V164H217L216 167L214 166L215 163H213ZM224 162H225V161H224ZM239 162H241V161H239ZM239 162H238V163H239ZM80 163H81V162H80ZM93 163H94V162H93ZM95 163H96V161H95ZM105 163H106V162H105ZM110 163H111V161H110ZM118 163H119V162H118ZM125 163H126V162H125ZM125 163H124V164H125ZM127 163H128V162H127ZM170 163H171V161H170ZM227 163H228V161H227ZM227 163H226V167H228ZM244 163H245V162H244ZM114 164H115V163H114ZM119 164H120V163H119ZM157 164H159V163L157 162ZM171 164H172V163H171ZM228 164H229V163H228ZM239 164H240V163H239ZM241 164H242V163H241ZM79 165L81 166V164H79ZM87 165L89 166V164H87ZM103 165H104V164H103ZM109 165H110V164H108V166H109ZM112 165H113V164H112ZM125 165H127V164H125ZM161 165H162V164H161ZM163 165H165V164L163 163ZM181 165H182V164H181ZM181 165H180V166H181ZM184 165H185V164H184ZM187 165H188V164H187ZM194 165H195V164H194ZM234 165H235V164H234ZM94 166H96V165H94ZM97 166H98V165H97ZM99 166H100V165H99ZM105 166H106V165H105ZM165 166H166V165H165ZM168 166H169V165H168ZM168 166H167V168H168ZM175 166H176V165H175ZM177 166H178V165H177ZM195 166H197V165H195ZM230 166H231V164H230ZM230 166H229V167H230ZM232 166H233V165H232ZM243 166H245V165H243ZM243 166H242V168H245V167H243ZM169 167H170V166H169ZM171 167H172V166H171ZM171 167H170V168H171ZM190 167H191V166H190ZM192 167H193V165H192ZM197 167H198V166H197ZM204 167H206V166H204ZM229 167H228V169L231 170V167H230V168H229ZM98 168H99V167H98ZM101 168H102V166H101ZM161 168H162V167H161ZM170 168H168V169H170ZM176 168H177V167H176ZM220 168H221V165H220ZM2 169H3V168H2ZM78 169H79V168H78ZM81 169H82V168H81ZM102 169H103V168H102ZM188 169H189V168H188ZM191 169H192V168H191ZM191 169H190V170H191ZM225 169H226V168H223L222 170L224 171ZM238 169H239V171H240V173H241V170H240V169H241V166H240V168H238ZM85 170H86V169H85ZM88 170H89V169H88ZM88 170H86V171H88ZM99 170H101V169H99ZM156 170H157V169H156ZM158 170H160V168H159ZM171 170H172V169H171ZM180 170H181V169H180ZM183 170H184V169H183ZM197 171H198V170H197ZM239 171H238V172H239ZM157 172H158V171H157ZM161 172H162V171H161ZM185 172H186V170H185ZM192 172H193V171H192ZM199 172H200V171H199ZM225 172H226V171H225ZM242 172H243V170H242ZM5 173H6V172H5ZM228 173H230V171H227V175H229ZM232 173L234 174V172H232ZM235 173H236V170H235ZM3 174H4V173H3ZM6 174H7V173H6ZM178 174H179V173H178ZM238 174H239V173H238ZM160 175H161V174H160ZM242 175H243V173H242ZM1 176H4V175H1ZM201 176H202V175H201ZM233 176H234V175H233ZM233 176H232V179H233ZM236 176H237V175H236ZM226 177L228 178V176H226ZM238 177H239V176H237L236 179H238ZM204 178H205V177H204ZM207 178H209V177H207ZM239 178H240V177H239ZM242 178H243V177H242ZM242 178H241V179H242ZM224 179H225V178H224ZM224 179H223V181H224ZM234 179H235V178H234ZM206 180H207V179H206ZM208 180H209V179H208ZM210 180H211V179H210ZM226 180H227V179H225V181H226ZM238 180H239V179H238ZM225 181H224V182H225ZM232 181H233V180H231V182H232ZM234 181H235V180H234ZM201 182H202V181H201ZM224 182L222 183V181H221L222 184H224ZM235 182H236V181H235ZM202 183H203V182H202ZM207 183H208V182H207ZM232 183H233V182H232ZM204 185H205V184H204ZM208 185H209V184H208ZM202 186H203V184H202ZM218 186H219V185H218ZM226 186H227V185H226ZM101 187H102V186H101ZM220 187H221V184H220ZM222 187H223V186H222ZM222 187H221V188H222ZM102 188H103V187H102ZM213 188H214V187H213ZM221 188H220V189H221ZM223 188H224V187H223ZM223 188H222V189H223ZM211 189H212V188H211ZM216 189H217V188H216ZM216 189H215V190H216ZM225 189H226V188H225ZM211 191H212V190H211ZM207 192H208V189H207ZM216 193H217V192H216ZM102 195H103V194H102ZM101 198H102V197H101ZM1 212H2V211H1ZM18 216H19V215H18ZM0 218H1V217H0ZM17 218H18V217H17ZM0 222H2V221H0ZM4 222H5V221H4ZM11 222H12V220H11ZM16 224H17V223H16ZM18 224H19V223H18ZM3 230H4V229H3ZM5 233H6V232H5Z\"/></svg>",
    "mask_w": 264,
    "mask_h": 264
},
{
    "label": "clouds",
    "instance_id": "9594fccd",
    "mask_svg": "<svg viewBox=\"0 0 264 264\" xmlns=\"http://www.w3.org/2000/svg\"><path fill=\"white\" fill-rule=\"evenodd\" d=\"M41 26L54 31L61 40L69 39L63 20L41 19ZM221 193L223 198L214 205L213 223L227 244L232 264H264V202L246 204L238 194Z\"/></svg>",
    "mask_w": 264,
    "mask_h": 264
}]
</instances>
